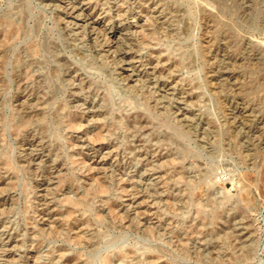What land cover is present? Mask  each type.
I'll use <instances>...</instances> for the list:
<instances>
[{
    "label": "rangeland",
    "instance_id": "374dc122",
    "mask_svg": "<svg viewBox=\"0 0 264 264\" xmlns=\"http://www.w3.org/2000/svg\"><path fill=\"white\" fill-rule=\"evenodd\" d=\"M0 264H264V0H0Z\"/></svg>",
    "mask_w": 264,
    "mask_h": 264
},
{
    "label": "bare ground",
    "instance_id": "6f19581e",
    "mask_svg": "<svg viewBox=\"0 0 264 264\" xmlns=\"http://www.w3.org/2000/svg\"><path fill=\"white\" fill-rule=\"evenodd\" d=\"M65 8H66V7H65ZM81 9H82V8H81ZM81 9H79V8H74V9L72 10V14H76V15H78V14H79V11H81ZM83 10H84V9H83ZM72 14H71V15H72ZM76 17H77V16H76ZM82 17H83V16H82ZM85 17H86V16H85ZM82 19H83V18H82ZM79 20H80V19H79ZM81 21H82V20H81ZM81 21H80V22H81ZM80 22H79V23H80ZM82 22H86L87 25L95 24L94 21H92L91 17H89V16H88L86 19H84ZM79 23H78V24H79ZM78 24H77V25H78ZM80 26H81V25H80ZM95 26H96V25H95ZM89 27H90V26H89ZM88 29H89V28H88ZM113 29H114V28H113ZM95 30H96V29H95ZM115 30H116V29H115ZM89 33H90V32H89ZM114 33H115V31L113 32V36H114ZM92 38H93V37H92ZM95 41H96V40H95ZM113 45H114V44H113ZM126 56H127V55H126ZM126 67H127V66H126ZM220 70H221V69H220ZM218 85H219V84H218ZM27 93H29V92H27ZM27 93H26V94H27ZM31 96H32V95H31ZM23 97H24V96H23ZM24 98H25V97H24ZM20 99H22V98L20 97ZM239 108H240V107H239ZM241 110H242V109H241ZM222 111H223V110H222ZM243 113H244V112H243ZM232 117H233V116H232ZM244 117H245V116H244ZM39 124H40V123H39ZM232 124H233V123H232ZM35 125H36V124H35ZM238 135H239V134H238ZM99 138H101V137L99 136ZM100 145H101V144H100ZM105 154H106V153H105ZM98 157H99V156H98ZM109 162H110V161H109ZM88 171H89V170H88ZM102 178H103V177H102ZM103 180H104V179H103ZM239 234H240V233H239ZM238 238H239V237H238Z\"/></svg>",
    "mask_w": 264,
    "mask_h": 264
}]
</instances>
